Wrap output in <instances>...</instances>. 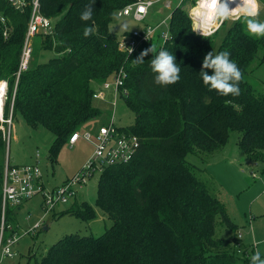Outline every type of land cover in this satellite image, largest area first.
Listing matches in <instances>:
<instances>
[{
	"label": "trees",
	"instance_id": "obj_1",
	"mask_svg": "<svg viewBox=\"0 0 264 264\" xmlns=\"http://www.w3.org/2000/svg\"><path fill=\"white\" fill-rule=\"evenodd\" d=\"M132 1L95 0L92 20L85 22L80 16L89 0H40L41 14L52 20L55 34L45 36L44 48H38L34 57L39 59L38 52L45 50L54 56L34 61L15 83L29 12H17L0 0V19L7 25L3 37L0 21V80L8 81L5 120L13 98L11 124L20 117L30 128L50 132L48 157L55 162L58 148L83 122L99 114L91 105L95 84L122 70L127 95L120 99L135 119L118 130L139 141L130 161L106 167L98 176L94 205L111 226L97 237L66 235L34 264H250L252 255L236 254L234 237L215 239L218 217L228 227L231 222L224 204L210 194L188 156L205 161L228 143L230 133H237L239 151L251 163L264 162V93L254 91L246 80L264 37L247 35L240 19L225 21L213 34L200 36L191 28L183 1L170 10L165 44L159 46L156 36L127 55L118 50L119 37L110 32L109 24L114 13ZM259 3L264 5V0ZM85 27H92L93 34L85 37ZM151 46L156 52L145 56L144 63L133 62ZM159 50L171 52L181 68L180 80L167 87L154 83L150 67ZM211 51H228L243 72L239 96L222 97L203 84L199 72L203 57ZM6 164L13 166L5 162L0 132V220ZM78 203L77 197L68 214L94 220V208ZM16 208L6 206V225Z\"/></svg>",
	"mask_w": 264,
	"mask_h": 264
},
{
	"label": "rangeland",
	"instance_id": "obj_2",
	"mask_svg": "<svg viewBox=\"0 0 264 264\" xmlns=\"http://www.w3.org/2000/svg\"><path fill=\"white\" fill-rule=\"evenodd\" d=\"M168 2L171 3V10L181 0L157 2L149 12L148 24L154 25V23L168 16L170 10L164 8V4ZM198 2L199 0H195L192 4L191 0H185L183 10L190 15ZM260 19L264 20L263 4H260ZM233 20H238V18L234 16L227 23ZM221 24L219 22L210 24V28L216 32ZM140 25V23H135L131 17L117 18L114 16L109 24V30L120 37L123 32L139 28ZM191 28L193 30L192 20ZM222 34L221 29L219 35ZM44 38L45 36L43 38L34 37L31 41L33 52L28 64L29 69L34 65L33 63H36L34 61L45 62L54 56L52 50H45L38 52L40 57L35 59L34 54L38 48H44L42 45ZM246 76L247 83L254 91L264 93V46L258 51ZM7 83L8 81L5 79L0 80V86L5 84L3 110L7 100ZM101 84H95L94 91L100 89ZM105 95L106 101L92 98V108L96 109L99 114L79 126L78 132L80 134L85 132L93 134L100 126L108 125L112 116L113 124L118 128H125L134 123L135 115L122 99L116 100V105L113 108L111 105L113 95L110 92H106ZM11 102L12 98L10 107ZM2 120L3 122L0 120V132L5 142V162L8 161L10 165L22 166L32 165L38 160L46 188H57L62 185L67 178L79 171L92 154V144L80 138L74 146L65 142L58 148L56 161L51 162L48 157V150L53 136L50 132L40 127L37 129L30 128L20 117L15 118L12 124L4 123L5 118L3 116ZM237 138V133H230L228 143L220 151L215 152L205 161L198 156L189 154L188 161L194 166L196 175L208 187L210 194L224 204L226 216L234 225L231 226L230 223V228L224 219L218 217L215 223V239L234 237V248L238 250L236 254L243 258L242 256L248 254L253 255L257 250V242L264 241V162L251 163L239 151ZM37 153L38 159H36ZM253 163L258 165L253 167ZM251 172H255L256 177L252 178ZM98 179L99 177L96 175L89 180L78 197L79 203L84 201L94 208L96 214L94 220L85 221L74 215H69L68 212L73 206L71 203H67L58 206L52 215L44 218L41 227L35 230L33 235H30L27 234L28 230L43 215L40 197L34 196L16 208L14 217L8 222V225L17 229L20 239L14 247L13 258L3 259L1 264H34L35 261H40L50 246L64 239L66 235L77 234L79 236L97 237L108 229L112 222L108 221L102 211L94 205ZM45 227H47L46 230ZM259 248L262 258H264V243H261ZM238 264H242L241 261Z\"/></svg>",
	"mask_w": 264,
	"mask_h": 264
},
{
	"label": "built area",
	"instance_id": "obj_3",
	"mask_svg": "<svg viewBox=\"0 0 264 264\" xmlns=\"http://www.w3.org/2000/svg\"><path fill=\"white\" fill-rule=\"evenodd\" d=\"M3 1L17 12H29V20L19 58V70L17 73L18 79L19 74L29 68L28 64L32 54V39L37 36H53L55 34L54 27L52 20L41 14L40 0ZM159 1L161 0H133L131 3L115 12L114 16L117 18L131 17L135 23L141 24L139 28L123 32V34L118 38L117 47L120 52L126 53L127 55L133 54L137 51L140 44L151 42L156 36L159 40V46L165 44L169 40L171 14H168L166 18L154 23V25L147 23L151 8ZM183 1L185 0H181L178 5H180ZM164 7L170 10L171 3H165ZM190 18L193 22V30L200 29L203 33L202 35L205 36H209L214 33L215 30L211 29L210 25L209 30L211 34L203 32L202 19H200L193 12V10L190 13ZM0 21L4 27L2 35L3 37H6V21L4 18H1ZM196 33L199 34L198 32ZM130 49L131 52H129ZM124 78L125 73H123L122 70L115 73L108 78V81H105L100 85V89H96L93 92L92 98L106 101L105 93L110 92L111 95H113L111 105L114 108L116 100L118 101V99L127 95L126 90L122 88L125 80ZM4 96L5 84L2 97ZM2 105L3 104H1L0 120L3 122ZM12 105L13 98L9 116L7 120H4V123L6 124L11 123ZM112 117L108 125L100 126L93 134L88 132L80 134L79 132H76L69 137L68 143L70 146H74L76 142L82 138L92 144L93 151L89 156V159L79 169V171L70 178H67L64 183L57 188L45 187L38 160H36L35 163H32V165H5L1 185L0 264L5 258H13L14 247L18 244L20 239L18 232H12L13 227L6 225L4 218L6 206L20 207L34 196L38 195L40 197V207L43 210V215L38 221L34 222L33 227H31L27 232V234L33 235L34 231L41 227L43 219L52 215L58 206L74 202V200L79 197L80 192L89 180L94 178L96 175L99 176L106 167H111V165L126 164V162L133 158V155L139 147L138 139L133 135L119 132L118 127L113 124ZM36 159H38V153L36 154ZM257 165V163H253V167ZM251 177H256V173L251 172ZM6 232H10L11 234L7 235Z\"/></svg>",
	"mask_w": 264,
	"mask_h": 264
},
{
	"label": "clouds",
	"instance_id": "obj_4",
	"mask_svg": "<svg viewBox=\"0 0 264 264\" xmlns=\"http://www.w3.org/2000/svg\"><path fill=\"white\" fill-rule=\"evenodd\" d=\"M95 0H89L85 10L81 13L82 21H90L93 17V5ZM196 15L202 18L203 32H208L210 24L223 23L236 17L245 24L246 34L254 38L264 37V20L260 19L259 0H202L200 9L196 10ZM206 18V19H205ZM126 28V26H125ZM127 30V29H126ZM202 35L200 29L194 30ZM84 36L93 34L92 27H85ZM131 52V49L130 51ZM156 52L154 46L143 50L139 56L133 60L136 64L144 63V57L149 53ZM151 71L154 74V83L160 86H170L180 80L181 68L176 62L175 56L167 50H159L158 54L150 60ZM211 70V74H208ZM203 84L211 91H215L222 97H237L240 95V83L244 79V74L239 66L230 58L228 51H221L216 54L208 52L203 57L201 71L199 72ZM231 100H225V104H231ZM264 241L257 242V250L250 257V264H264V258L259 245Z\"/></svg>",
	"mask_w": 264,
	"mask_h": 264
},
{
	"label": "bare ground",
	"instance_id": "obj_5",
	"mask_svg": "<svg viewBox=\"0 0 264 264\" xmlns=\"http://www.w3.org/2000/svg\"><path fill=\"white\" fill-rule=\"evenodd\" d=\"M202 4V0H199V2L197 3V6L193 9V12L196 14V10L200 9V6ZM198 16V15H197ZM200 19H202L200 16H198ZM206 19V18H205ZM213 25V24H211ZM3 90H4V84L0 86V113H1V104L3 103Z\"/></svg>",
	"mask_w": 264,
	"mask_h": 264
},
{
	"label": "water",
	"instance_id": "obj_6",
	"mask_svg": "<svg viewBox=\"0 0 264 264\" xmlns=\"http://www.w3.org/2000/svg\"><path fill=\"white\" fill-rule=\"evenodd\" d=\"M45 230L47 229V227L44 228Z\"/></svg>",
	"mask_w": 264,
	"mask_h": 264
},
{
	"label": "crops",
	"instance_id": "obj_7",
	"mask_svg": "<svg viewBox=\"0 0 264 264\" xmlns=\"http://www.w3.org/2000/svg\"><path fill=\"white\" fill-rule=\"evenodd\" d=\"M165 8V7H164ZM149 15H150V13H149ZM150 17V16H149ZM77 143V142H76Z\"/></svg>",
	"mask_w": 264,
	"mask_h": 264
}]
</instances>
